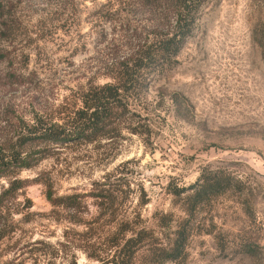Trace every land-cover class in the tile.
Wrapping results in <instances>:
<instances>
[{
  "label": "rangeland",
  "instance_id": "obj_1",
  "mask_svg": "<svg viewBox=\"0 0 264 264\" xmlns=\"http://www.w3.org/2000/svg\"><path fill=\"white\" fill-rule=\"evenodd\" d=\"M0 3L13 25L0 37V145L42 125L73 134L156 24L136 0ZM118 102L102 136L41 142L0 178V191L20 185L0 264H264V0H205L172 62ZM214 173L231 188L193 210L190 191L173 194ZM178 230L180 256L163 260Z\"/></svg>",
  "mask_w": 264,
  "mask_h": 264
},
{
  "label": "trees",
  "instance_id": "obj_2",
  "mask_svg": "<svg viewBox=\"0 0 264 264\" xmlns=\"http://www.w3.org/2000/svg\"><path fill=\"white\" fill-rule=\"evenodd\" d=\"M205 0H136V5L145 12L152 14L155 18L151 35V41L144 38L137 39L133 48L117 57L115 64L116 75L111 76L114 85H105L99 89V93L94 94L90 99L84 101V117L80 122L73 124V134L65 133L67 128L61 125H42L38 131L28 136L17 139L16 143L8 142L0 145V178L12 170V168L28 167L31 162V149L41 142H58L62 138L88 137L103 135L110 126L111 120L119 108L120 94H127L142 88V73L152 67H159L169 64L180 52L184 42L190 37L197 22L199 10ZM11 16L5 11L0 3V37H7L12 32ZM4 58L0 55V61ZM68 126H72L71 124ZM18 146V149L15 147ZM25 154L22 156V154ZM203 180V179H202ZM237 183V182H235ZM10 182L5 189L0 191V228L3 219L4 202L12 193L19 189ZM230 179L218 176L207 177L199 184L190 186L187 189H180L176 196H180L185 191H190L185 199V204L189 210H193L197 205L203 203L210 197L217 196L229 190ZM70 198H59V202H68ZM74 202V201H73ZM71 204V203H70ZM74 203H72L73 205ZM178 238L174 246L164 253L163 260H174L180 256L184 231L176 232ZM0 234V239H1ZM120 264H127L122 261Z\"/></svg>",
  "mask_w": 264,
  "mask_h": 264
}]
</instances>
